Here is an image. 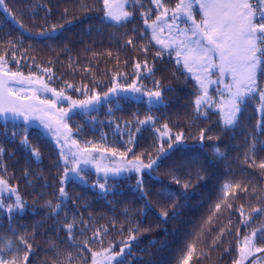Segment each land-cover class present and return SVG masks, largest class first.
Returning <instances> with one entry per match:
<instances>
[{
    "label": "snow or ice",
    "instance_id": "snow-or-ice-1",
    "mask_svg": "<svg viewBox=\"0 0 264 264\" xmlns=\"http://www.w3.org/2000/svg\"><path fill=\"white\" fill-rule=\"evenodd\" d=\"M0 8V264H264V0Z\"/></svg>",
    "mask_w": 264,
    "mask_h": 264
},
{
    "label": "trees",
    "instance_id": "trees-1",
    "mask_svg": "<svg viewBox=\"0 0 264 264\" xmlns=\"http://www.w3.org/2000/svg\"><path fill=\"white\" fill-rule=\"evenodd\" d=\"M36 2H38V0H6V3L8 4L9 8L14 12V14L17 16L18 19H21L22 22L25 23L26 26L29 23V20H28V13L30 11L29 5L32 3H36ZM43 2H46V0H43ZM3 15H4L3 10L0 9V19L3 18ZM87 27H88V25H84L83 29L86 30ZM85 39H87V37H85ZM50 43L55 44V42H50ZM105 43H107V41H105ZM38 51L40 53L41 58H45L49 55V50L47 48H44L43 46H41V48ZM60 59L62 61H64V63H67V61L65 60L63 55H61ZM55 70H57L58 74L60 71H64V69L61 68V65L59 63L56 64ZM123 107L125 109V112L124 113H117V116H124L128 112L136 110L134 105L124 104ZM140 110L143 111L144 109L141 108ZM105 111H106V109H105ZM252 115H253L252 109L250 108L248 110V116L251 117ZM103 118H104L103 116L100 117V119H103ZM77 119H79V118H77ZM251 123H254V121H250L247 119L245 120L246 125L250 126ZM32 131H33V133H36L39 131V129H32ZM102 131L107 132L109 135V138L111 139L112 133L108 128H103ZM232 135H233V133H228V137H229L228 145L232 146V147L238 146V147L242 148L243 147V140L241 139V133L239 131L235 133V136H236L235 140L230 139V137ZM91 138L98 139L99 137L95 136V137H91ZM36 143H38L41 146L42 151L44 152V165H42V167H46L50 163L49 157L53 155L52 148L49 147V144L51 143V141L47 137H45L44 141H36ZM204 151L210 152V149H205ZM236 154L237 153H235V152L232 153L233 156H235ZM123 190L125 192L124 198L126 199V201L129 203H135L134 197L130 194L129 184H127V183L124 184ZM31 191H32L31 189H25V187L23 185H21V192L25 196V199L27 200L29 206H33V197L30 194ZM79 191H80L79 188L75 189L76 193H79ZM210 194L211 193H206V195H210ZM109 198L111 199V197H109ZM121 199H122V197H120V196L117 197L118 201ZM36 211L39 213H44L46 210L43 209L42 207L37 206ZM202 211H206V209H202ZM33 219L40 220L41 217L38 215V216L33 218L31 213H29L28 217L26 219L22 220V223H29ZM141 239L144 241V244L142 245V247H151L149 244V240L163 239V237L161 236L160 232H153V233H145L144 236L141 237ZM158 247L159 246H157L156 249H152L154 254L158 251ZM136 257H137V259L140 258L139 252H137Z\"/></svg>",
    "mask_w": 264,
    "mask_h": 264
},
{
    "label": "rangeland",
    "instance_id": "rangeland-1",
    "mask_svg": "<svg viewBox=\"0 0 264 264\" xmlns=\"http://www.w3.org/2000/svg\"><path fill=\"white\" fill-rule=\"evenodd\" d=\"M1 10H3L2 8H0ZM49 140H50V138L49 137H47ZM51 141V140H50Z\"/></svg>",
    "mask_w": 264,
    "mask_h": 264
}]
</instances>
